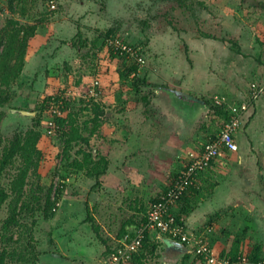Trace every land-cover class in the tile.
<instances>
[{
    "label": "rangeland",
    "instance_id": "obj_1",
    "mask_svg": "<svg viewBox=\"0 0 264 264\" xmlns=\"http://www.w3.org/2000/svg\"><path fill=\"white\" fill-rule=\"evenodd\" d=\"M239 3L230 0H59L57 7L52 8L49 0H14L15 11L11 12L8 0H0L2 26L9 17L20 24L39 25L35 36L29 41L26 55L28 68L13 86L17 94L0 124V136L6 143L12 137L19 118L28 119L24 122L25 126L32 125L31 117H35L38 109L43 106L44 115L38 126L42 132L39 148L43 151V159L37 172L29 176L26 197L37 192L45 194L49 188L53 191L52 195L61 186L65 189L61 205L49 220L40 221L39 218L38 223L33 225L34 215L30 214L26 221L28 228H22L21 231L3 230L4 221L11 212L12 201L9 199L0 209V249L7 247L9 251H25L28 258L32 255L39 257L35 263L27 264H107L111 256L108 246L112 251L120 247L123 236L121 232L134 231L147 217L155 198L146 187L143 188L144 192H148L144 201L135 202L132 198L126 200L132 195H125L124 201L119 198L115 202L110 199L111 196H106L100 209L95 210L93 201L96 199L90 198V194L101 185H96V177L91 172H95L98 160L104 156L101 149L104 126L91 135L93 123H88L90 129H84L83 132L90 137V143L73 142L70 150L66 151L65 139L61 137L59 127L52 128L50 122L55 123L57 117L71 113L82 126L92 117V111L88 109L94 101L104 106L106 114L103 119L110 120V103L118 97L129 95L127 91L132 87L129 82L122 84L120 81L117 59L111 56V39H122L139 48L146 59V66L140 68V71L145 72L152 69V55L146 48L151 37H159L160 45H172L175 53L183 55L184 52L188 53L186 43L193 46L198 39L207 38V35L233 41L231 30L233 34L235 32L230 23L228 26L220 23L229 22L231 18L238 19L241 9L246 8L244 1ZM71 28L76 33L73 36ZM112 28L115 31L107 35ZM222 42L240 54L245 52L246 46L240 42L236 46L239 51L229 41ZM77 52L78 56L74 58ZM201 73L203 75L200 77H204V71ZM148 91L144 88L142 95ZM11 109L25 110L32 114L26 117L15 116L10 114ZM207 122L211 123L212 118L207 119ZM217 122H214L215 127L220 126ZM111 126L118 127L119 123L116 124L115 119L112 122L110 120L105 129ZM86 153H92L87 168L77 169L73 166L76 160L83 162ZM259 160L260 172L256 171L252 177L260 183L263 194L258 200L264 205V155ZM159 175H162L161 172ZM128 176L133 179L131 174ZM11 179L10 175L3 179L6 188L10 187ZM251 206L254 211L251 214H235L231 218L232 207H229L227 212H231L228 218H221L220 214L224 213L219 212L211 217L206 223L207 226L218 224L217 229L221 234L216 238L210 235V231L208 234L198 232V235L208 244L212 242L211 247L215 239L220 240L221 250H216L220 255L232 257L235 251L250 255L257 245H261L264 256V206ZM136 208L139 214L133 219L132 211ZM91 216L95 217L94 222L99 227L98 234L88 220ZM164 237L151 233L154 242ZM107 242L108 246L105 245ZM168 255L164 244L157 247L154 255L147 252L150 264L179 263L181 257L177 261H170ZM197 261L204 262L202 258Z\"/></svg>",
    "mask_w": 264,
    "mask_h": 264
},
{
    "label": "crops",
    "instance_id": "obj_2",
    "mask_svg": "<svg viewBox=\"0 0 264 264\" xmlns=\"http://www.w3.org/2000/svg\"><path fill=\"white\" fill-rule=\"evenodd\" d=\"M230 1L246 3L238 19L220 23L226 26L230 23L235 32L233 34L231 30L233 40L246 46L241 54L223 45L221 38L212 36L198 39L193 46L186 43L189 54L184 52V55L175 53L172 45H160L159 37H151L147 42L152 69L141 70L138 75L146 76L156 87L149 91V104L144 101L146 93L136 95L133 88L127 91L128 96L123 95L110 103V120L115 119L119 126L106 130L108 119L103 125L101 149L105 157H101L106 158L109 165L101 176L100 188L90 194V198L96 199L93 201L95 210L100 209L106 196L116 202L119 198L124 201L125 195H132L126 200L140 202L146 200L143 198L150 192L158 199L182 170L187 156L199 152L226 122L227 113L213 107L214 97L225 96L230 104L245 101L250 97L251 83L264 78V0ZM74 34L72 29L71 36ZM78 53L73 55L74 58ZM26 68L27 63L23 74ZM201 71H204V77H200ZM210 117L212 122L208 123ZM217 120L219 127L214 126ZM235 138L238 149H223L211 166L197 177L186 199L175 208L177 212L183 205L192 203V212L183 217L190 231L204 234L210 231L216 238L221 234L218 224L207 226L206 223L216 213H224L220 214L221 218H228L232 211L230 217L234 218L235 214L254 212L252 204L264 206L258 200L263 194L260 183L252 177L261 169L259 157L264 155V98H259L244 113ZM99 151L98 155L101 154ZM128 174L133 179H129ZM146 187L148 192L143 191ZM229 207H232L231 211L227 212ZM132 213L134 219L139 210L133 209ZM166 241L164 248L170 254L169 260L177 261L184 252L172 247V240ZM221 247L220 240L215 239L213 250L216 252ZM107 250L112 249L108 246ZM199 262L197 264H206Z\"/></svg>",
    "mask_w": 264,
    "mask_h": 264
},
{
    "label": "trees",
    "instance_id": "obj_3",
    "mask_svg": "<svg viewBox=\"0 0 264 264\" xmlns=\"http://www.w3.org/2000/svg\"><path fill=\"white\" fill-rule=\"evenodd\" d=\"M8 2L11 12H14V0H8ZM38 26L39 25L37 23L29 25L20 24V22L13 17H9L3 26L0 21V124L4 117L7 116V109L12 107V102L16 97L17 93L14 91L13 86L17 84L22 77L26 64L29 41L31 37L35 36ZM114 31V28L109 29L107 35H111ZM207 37L211 36L207 35ZM220 40L225 42L229 41L233 44L235 50L239 51L236 47V41L227 40L225 38H221ZM72 46L74 45L72 44ZM110 49L112 51L111 56L117 59V73L121 83L124 84L129 82V85L134 89L136 95L141 94L144 88H148V90L152 92L156 85L150 82L146 76H138V72L140 70L138 64L126 55L120 54L118 51L116 52L113 47ZM149 91L144 95L145 102L148 101ZM213 107L218 112L227 113L226 121L230 118L229 109L226 104L216 105L213 103ZM44 110L43 106L38 109L37 115L35 117H31L30 120L33 121V123L29 127L24 125L25 120L28 119L25 118L21 120V118H19L15 123L16 126L12 137L9 138L6 143L0 136V209L9 199L12 201L10 204V215L3 224V230L5 231H9L11 229H19L21 231L22 228H28L26 221L28 220L27 217L30 214L34 215L33 225L38 223L39 218L40 221H47L53 216L54 211H56L62 203L65 191L64 186L59 187L55 195H52L53 191L49 188L45 194L37 192V194L34 193L29 198L26 197V186L28 184L29 176L32 173L37 172L43 159V151L39 148L42 132L38 129V126L41 124ZM88 110L92 111V117L89 119L90 121L87 120L82 126L78 123L75 115L71 113L67 116H59L56 118L55 125L59 127L58 130L61 132L60 135L65 139L66 151L70 150L73 142H83L85 144L90 143V137L85 135L83 132L84 129H90V127H88V123H93L91 126V135L99 130L103 124H105L106 119L103 118L106 114V110L101 103L94 101ZM76 114L78 115V113ZM220 130L209 141L215 138ZM91 156L92 153H86L84 155L83 162L76 160L72 164L77 169H85L91 160ZM108 165L109 161H107L104 157H100L98 163L96 164L95 172H91V174L96 177V185L102 184L101 176L106 172ZM8 175H10L12 179L10 187L6 188L4 186L3 179ZM192 188L193 186L190 187L189 190ZM187 192L182 196L180 201L184 198L186 199ZM158 199H155L153 203L158 201ZM192 210L193 205L192 203H189L180 207L177 212H174L179 216V218H186L190 215ZM88 220L92 223L94 232L98 234L99 227L94 222V218L91 216L88 217ZM145 220L146 218L144 221ZM133 233L134 231H122V239L125 235H133ZM33 235L34 234L31 236ZM167 239L170 240L168 237H164L159 242H154L151 239L150 233H147L142 246L137 252L132 254V257L126 264H150L147 252L150 251V253L154 255V251L157 247H160L162 244L165 245ZM211 244L212 242L209 243L210 246H212ZM115 251L116 250H111L108 252L113 254ZM193 253L194 252H184L181 255L178 264H197V259L200 260V257H197V255ZM232 253V257L228 255L222 256L238 259L239 256L246 254L239 251ZM247 256L251 261L264 263L261 245H257L253 253L250 255L248 254ZM37 259H39V257L34 255H32L31 258H28L25 251L18 253L17 251H9L7 247L0 249V264H18L17 262H23L26 264L35 263Z\"/></svg>",
    "mask_w": 264,
    "mask_h": 264
},
{
    "label": "built area",
    "instance_id": "obj_4",
    "mask_svg": "<svg viewBox=\"0 0 264 264\" xmlns=\"http://www.w3.org/2000/svg\"><path fill=\"white\" fill-rule=\"evenodd\" d=\"M58 2L59 0H49L52 8H56ZM110 45L116 52L118 51L134 60L139 69L146 66L145 56L134 45L118 38L111 39ZM249 95V99L236 104H230L225 96L214 97L216 105H227L230 118L224 123L223 128L215 138L208 141L199 152H191L187 156L177 178L163 191L158 201L152 203L146 220L134 230L133 235L124 236L120 247L111 254L107 264H126L132 254L142 246L145 235L147 233L151 235L153 232L186 245L206 264H264L251 261L246 254L239 256L238 259L217 254L203 237L187 228L183 217L179 218L174 212L182 196L190 187L195 185L197 177L211 166L223 149L230 151L238 149L234 137L236 130L242 125L244 113L255 101L264 98V78L251 83ZM50 124L52 128H55L54 121H51ZM51 132L52 129H50Z\"/></svg>",
    "mask_w": 264,
    "mask_h": 264
},
{
    "label": "water",
    "instance_id": "obj_5",
    "mask_svg": "<svg viewBox=\"0 0 264 264\" xmlns=\"http://www.w3.org/2000/svg\"><path fill=\"white\" fill-rule=\"evenodd\" d=\"M10 114L20 117H26L27 115L30 116L32 113L25 110L11 109ZM170 244L172 247H175L182 252H192L186 245L178 241H170Z\"/></svg>",
    "mask_w": 264,
    "mask_h": 264
}]
</instances>
